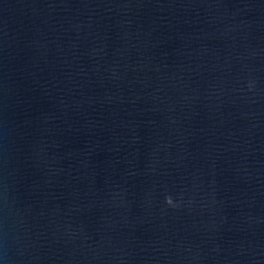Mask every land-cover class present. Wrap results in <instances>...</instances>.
<instances>
[{
	"label": "water",
	"instance_id": "95a60500",
	"mask_svg": "<svg viewBox=\"0 0 264 264\" xmlns=\"http://www.w3.org/2000/svg\"><path fill=\"white\" fill-rule=\"evenodd\" d=\"M0 264H264V0H0Z\"/></svg>",
	"mask_w": 264,
	"mask_h": 264
},
{
	"label": "clouds",
	"instance_id": "9594fccd",
	"mask_svg": "<svg viewBox=\"0 0 264 264\" xmlns=\"http://www.w3.org/2000/svg\"><path fill=\"white\" fill-rule=\"evenodd\" d=\"M169 203H171V201H169Z\"/></svg>",
	"mask_w": 264,
	"mask_h": 264
}]
</instances>
